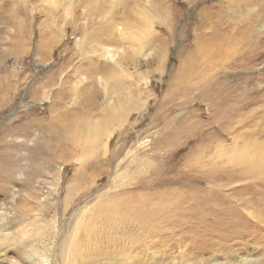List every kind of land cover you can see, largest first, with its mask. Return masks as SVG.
Here are the masks:
<instances>
[{"label":"rangeland","instance_id":"1","mask_svg":"<svg viewBox=\"0 0 264 264\" xmlns=\"http://www.w3.org/2000/svg\"><path fill=\"white\" fill-rule=\"evenodd\" d=\"M63 1L0 0V264H264V0Z\"/></svg>","mask_w":264,"mask_h":264},{"label":"bare ground","instance_id":"2","mask_svg":"<svg viewBox=\"0 0 264 264\" xmlns=\"http://www.w3.org/2000/svg\"><path fill=\"white\" fill-rule=\"evenodd\" d=\"M34 1H38V0H34ZM48 1H52V0H48ZM65 3H68V4L72 3V8H77L79 6H82V10H83L82 13H83L84 17H86L87 19L89 18L88 22H91L89 24L86 22L87 25L84 24V26L91 27L93 24H97V23H94L95 21H92L93 17H99L100 22H98V23H100L102 25L103 29H108V30H110V29L123 30L124 28L126 29V28H131L132 26H138V24H140V25L144 24L143 17H142L144 9H143V6L141 5V0H64L63 6L65 5ZM50 7L52 9L53 6L50 5ZM47 8H48V6H47ZM78 10H79V8H78ZM37 12H38V10H37ZM40 12H42V11L39 10V13ZM49 15H51V14H49ZM33 20H35L34 17H33ZM121 35H124V34H121ZM102 56L105 57L106 59H109V60L113 59L112 54L109 51L104 50V49L102 51ZM86 111H87V116H92L93 113L91 110H86ZM92 128H93V136L94 137L101 134V130H99L98 128H95V125L92 126ZM77 130H79V129H77ZM260 132L264 133V127L262 128V130L258 129L256 131L257 134H260ZM81 133H83V132L75 131L77 138L79 139V137H81V140H83ZM243 139H245V138H243ZM257 142H258V145H257ZM257 142L252 144V150L254 152H256L259 148H261L263 151L262 155L260 154V155L255 156L254 155L255 153L253 155L242 153V154H236V155L233 154L234 156H231L233 158V160H236V163L232 164L231 166H234L236 171L238 170L240 172V174L238 175L240 178H242L243 176H254V178H257V177L261 178L264 175V145H263L264 139L258 140ZM237 150H239V149H236V151ZM3 158L4 157L2 156L1 160H0V165L3 163H7V165H8V167H6L8 170L4 173L5 174L4 180H6V179H9L11 177V174L14 171V165H13L11 158H6L5 161L3 160ZM11 165H12L13 171H11ZM229 171L223 172V171H219V170H211V171L209 170V171H207L208 176L206 177V180H208L210 182L211 181L216 182V180L223 179L224 177L230 178L232 176V174ZM0 175H1V172H0ZM4 182L0 179V187H1V184L4 185ZM217 182H219V181H217ZM184 196H185L184 193L183 194L180 193L177 196V198L183 199ZM0 227H1V225H0ZM1 230L2 229L0 228V232H1ZM9 234L14 236V234H12V232ZM4 236H6V235H3L0 233V238L4 237ZM0 244H1V242H0ZM10 249L11 248H9L8 250H10Z\"/></svg>","mask_w":264,"mask_h":264}]
</instances>
